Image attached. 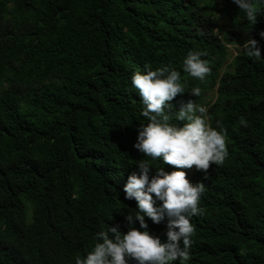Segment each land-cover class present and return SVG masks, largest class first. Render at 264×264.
<instances>
[{"label": "trees", "instance_id": "trees-1", "mask_svg": "<svg viewBox=\"0 0 264 264\" xmlns=\"http://www.w3.org/2000/svg\"><path fill=\"white\" fill-rule=\"evenodd\" d=\"M260 10L253 27L232 0H0V264H75L99 231L127 232L137 202L123 188L148 159L131 77L163 66L185 89L169 122L183 126L189 101L205 107L228 153L183 169L205 189L188 264H264V60L242 48L255 39L264 58ZM190 51L207 61L203 81L183 71ZM145 221L166 242L167 220Z\"/></svg>", "mask_w": 264, "mask_h": 264}, {"label": "clouds", "instance_id": "clouds-1", "mask_svg": "<svg viewBox=\"0 0 264 264\" xmlns=\"http://www.w3.org/2000/svg\"><path fill=\"white\" fill-rule=\"evenodd\" d=\"M232 2L254 27L264 0ZM260 36L264 38V32ZM242 48L247 56L264 60L255 39L246 40ZM201 55L190 51L183 61V71L203 81L210 68ZM131 83L141 97V115L148 121L138 129L134 145L148 159L141 160L139 173L131 174L123 188L124 198L134 199L137 209L134 215L125 217L126 233L119 226L99 231L96 233L98 242L84 257L76 256L75 264H176L177 261L188 264L194 234L190 220L202 213L198 205L205 189L203 183L190 182L183 169L207 172L211 165L222 164L228 154L225 136L207 122L206 108L191 101L175 113L176 120L185 122L183 126L169 122L168 112L173 108L170 102L185 92L181 73L174 68L163 66L144 73L136 72ZM200 93L198 87L191 91L197 97ZM157 159L179 170L169 173L160 167L151 175L152 163ZM157 201L161 202L160 206H156ZM145 217L155 224L167 220L166 242L148 231ZM137 221L143 231L134 226Z\"/></svg>", "mask_w": 264, "mask_h": 264}]
</instances>
